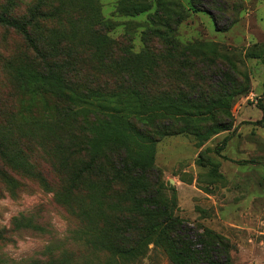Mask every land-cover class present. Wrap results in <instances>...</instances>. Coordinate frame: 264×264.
Returning <instances> with one entry per match:
<instances>
[{
    "label": "trees",
    "instance_id": "trees-1",
    "mask_svg": "<svg viewBox=\"0 0 264 264\" xmlns=\"http://www.w3.org/2000/svg\"><path fill=\"white\" fill-rule=\"evenodd\" d=\"M128 1L135 5L131 10L125 8L126 13L138 15L147 9L142 6L145 0ZM85 3L89 15L70 37L54 29L57 23L72 18L66 10L48 12L34 4L20 15L10 1L0 5V28L11 30L21 41V53L7 65L27 115H21L19 123L8 124V133L4 132L7 126L0 132V160L9 170L4 175L21 173L52 189L19 146L6 142L14 130L20 135L25 132L23 137L30 136L26 143L48 142L60 149L61 185L52 190L55 199L75 210L82 223L78 232L81 244L105 254L108 260L104 264L136 263L145 257L149 245L161 248L174 264H224L228 261L224 240L207 231L192 239L174 215L175 191L164 188L160 179L154 165L155 145L173 135H192L201 145L230 131V105L247 89L234 92L232 86L233 93L218 82V89L212 92L206 85L208 70L197 72L198 67L185 62L192 51L175 39L176 27L185 17L177 0H157V14L149 17L143 49L138 53L127 39L108 36L116 24L101 17L98 0ZM45 23L53 24L47 35ZM151 34L160 42H149ZM77 36L86 41L88 58L94 63L95 69L87 73L81 69L79 48L73 46ZM63 42L67 44L64 49ZM174 70L178 85L171 82ZM155 76L164 81H159L160 87L154 86ZM263 102L264 81L256 104L264 113ZM32 109H38L35 115ZM227 139L228 135L216 151ZM30 145H26L27 151ZM15 182L12 179V185ZM165 190L171 191L170 198ZM13 223L17 229L34 227L23 215ZM4 241L0 230V246ZM23 264L65 262L51 255Z\"/></svg>",
    "mask_w": 264,
    "mask_h": 264
},
{
    "label": "rangeland",
    "instance_id": "rangeland-1",
    "mask_svg": "<svg viewBox=\"0 0 264 264\" xmlns=\"http://www.w3.org/2000/svg\"><path fill=\"white\" fill-rule=\"evenodd\" d=\"M7 1L20 15L34 4L48 12L53 8L60 13L68 11L73 15L69 23L61 21L54 29L69 37L89 15L85 0H0V5ZM177 1L184 8L185 17L176 27L175 39L192 51L186 54L185 62L189 60V64L198 67L197 72L202 68L208 70L206 85L212 92L218 89V82L227 91H232L233 86L234 92H247L236 95L230 105V131L216 134L201 145L192 135L165 137L155 145L154 165L164 188L175 191L174 215L182 221L187 236L194 239L195 234L207 231L224 240L228 244V261L224 264H264V113L256 105L264 81V0ZM134 5L128 0H98L101 17L116 24L108 36L127 39L132 51L138 53L143 49L149 17L157 14V0H145L142 6L147 9L138 15L124 11ZM45 26L47 35L53 24ZM151 35L147 37L149 42H160ZM85 42L77 36L73 46L79 48L81 69L87 73L95 68ZM60 46L64 49L67 44ZM21 50V41L13 32L0 28V132L7 126L4 132L8 133V124L19 123L20 116L25 115L23 98L14 87V77L7 65ZM176 74L177 70L170 73L171 82L178 85L180 79ZM159 81L164 82L155 76V87L161 86ZM32 110L35 115L38 109ZM24 135L25 132L20 135L14 130L6 142L19 146L52 189H45L37 179L21 173L4 175L9 170L0 160V230L5 237L0 246V261L23 264L55 255L63 258L65 264H104L108 260L105 254L81 244L82 235L78 236V232L82 223L75 210L55 199L52 190L61 185L60 149L48 142L26 143L25 138L30 136ZM227 135L226 144L216 151ZM164 192L170 198L171 191ZM20 215L29 218L34 227L15 228L13 221ZM220 260L224 261L223 256ZM132 264L174 263L161 248L149 245L145 257Z\"/></svg>",
    "mask_w": 264,
    "mask_h": 264
}]
</instances>
